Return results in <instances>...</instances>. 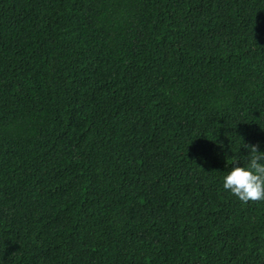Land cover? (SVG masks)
Instances as JSON below:
<instances>
[{
  "label": "trees",
  "instance_id": "trees-1",
  "mask_svg": "<svg viewBox=\"0 0 264 264\" xmlns=\"http://www.w3.org/2000/svg\"><path fill=\"white\" fill-rule=\"evenodd\" d=\"M264 0H0V264H264Z\"/></svg>",
  "mask_w": 264,
  "mask_h": 264
},
{
  "label": "clouds",
  "instance_id": "clouds-1",
  "mask_svg": "<svg viewBox=\"0 0 264 264\" xmlns=\"http://www.w3.org/2000/svg\"><path fill=\"white\" fill-rule=\"evenodd\" d=\"M245 148L244 161L229 167L222 177V187L244 203L264 200V152L254 144Z\"/></svg>",
  "mask_w": 264,
  "mask_h": 264
}]
</instances>
